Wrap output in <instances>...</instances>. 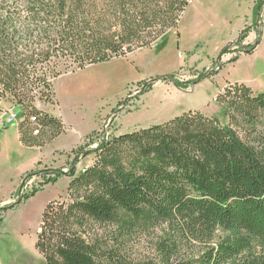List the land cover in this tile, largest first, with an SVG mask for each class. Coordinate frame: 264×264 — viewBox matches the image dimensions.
<instances>
[{"label": "trees", "instance_id": "obj_1", "mask_svg": "<svg viewBox=\"0 0 264 264\" xmlns=\"http://www.w3.org/2000/svg\"><path fill=\"white\" fill-rule=\"evenodd\" d=\"M190 1L0 0V112L4 99L21 107L20 141L43 146L66 131L36 105L56 104L58 77L150 47L178 28ZM216 101L228 124L188 110L112 135L85 152L95 159L80 172L82 147L67 172L40 170L42 183L21 200L71 177L67 198L42 212L44 264H264V91L236 82ZM156 229L157 255L134 263L130 239Z\"/></svg>", "mask_w": 264, "mask_h": 264}, {"label": "rangeland", "instance_id": "obj_2", "mask_svg": "<svg viewBox=\"0 0 264 264\" xmlns=\"http://www.w3.org/2000/svg\"><path fill=\"white\" fill-rule=\"evenodd\" d=\"M258 1L191 0L178 28L150 47L62 74L54 82L56 104H36L66 124V131L55 142L22 145L17 129L22 109L14 106L11 99L2 101V121L13 110L17 123H0V208L7 207L0 212V264H44L35 248L42 212L51 200L61 195L62 199L67 198V178L62 177L34 197L16 203L40 186V170L54 166L68 171L76 155L74 150L80 147L77 172L88 167L95 155L86 156L85 152L100 144L102 129L106 136H112L140 125L147 127L152 122L145 121L167 105L172 111L161 118L157 116L154 123L188 110H202L228 124L229 118L223 116L216 101L221 90L234 84L224 86L225 82L244 83L254 93L264 91V0L255 12ZM259 36L261 43L248 54ZM169 74L187 84L186 90H179L170 78L161 79ZM211 74L188 93L193 89L192 81ZM156 78L159 79L154 81ZM108 120L110 123L103 127ZM13 204L16 206L11 207ZM160 234L156 229L130 239L129 258L134 263L155 258Z\"/></svg>", "mask_w": 264, "mask_h": 264}, {"label": "crops", "instance_id": "obj_3", "mask_svg": "<svg viewBox=\"0 0 264 264\" xmlns=\"http://www.w3.org/2000/svg\"><path fill=\"white\" fill-rule=\"evenodd\" d=\"M238 62V61H237ZM234 64H236V63H234ZM233 64V65H234ZM232 65V64H231ZM208 78H210V77H208ZM207 78H205L204 80H206ZM203 81V80H202ZM235 82H237V81H235ZM235 82H233V81H230V80H228L227 82H225L223 85L225 86V84H227V83H235ZM200 83V82H199ZM198 84V83H197ZM223 86V87H224ZM222 87V88H223ZM193 89L190 91V92H188V93H191V92H193L194 90H195V88H196V85H194L193 87H192ZM179 89V88H178ZM179 90H186V89H179ZM160 105V104H159ZM51 106V105H50ZM158 106V105H157ZM163 109V110H162ZM172 110H170L169 109V106L167 105L166 107H163V108H159L156 112H155V117H153V118H151V119H148V121H145V122H152V123H149V125L148 126H150V125H152V124H156V123H154L153 122V120H158L157 118L159 117V118H161L160 116H166L167 114H169L170 112H171ZM202 111V110H201ZM218 111H219V109H218ZM203 113H205L206 115H208V116H214L215 114H209V113H206V112H204V111H202ZM4 114V113H3ZM3 114H1L0 115V123L3 125V123H2V119H3ZM158 116V117H157ZM174 117V116H173ZM172 118V117H171ZM170 119V118H169ZM164 120V119H163ZM164 121H166V120H164ZM164 121H162V122H164ZM159 123H161V121H158ZM4 127H6V126H4ZM142 126L140 125V126H138V128H141ZM17 129H18V125H17ZM90 132L91 131H89V132H86L85 134H83L82 136H81V138H80V140H79V142L78 143H82V139L85 137V136H87L88 134H90ZM18 133H19V130H18ZM61 136V135H60ZM59 136V137H60ZM58 137V138H59ZM57 138V139H58ZM19 139H20V134H19ZM57 139H55L53 142H55ZM22 143V142H21ZM22 145H23V143H22ZM37 161H41V159H37ZM36 160L34 161V162H37ZM33 162V163H34ZM51 169H57L56 167H54V166H52V167H50ZM62 177H66L67 178V182H68V184H69V182H70V180H71V177H69V176H67V175H63V176H61L58 180H57V182L62 178ZM56 182V183H57ZM55 183V184H56ZM49 185H54V184H49ZM49 185H47V186H49ZM46 187V186H45ZM44 187V188H45Z\"/></svg>", "mask_w": 264, "mask_h": 264}, {"label": "built area", "instance_id": "obj_4", "mask_svg": "<svg viewBox=\"0 0 264 264\" xmlns=\"http://www.w3.org/2000/svg\"><path fill=\"white\" fill-rule=\"evenodd\" d=\"M181 56V55H180ZM16 114L15 113H13V110L10 112V113H8V115H7V118H6V120H3V121H5V122H3L2 121V123H8V124H13V123H17V119H16ZM35 119V118H34ZM110 123V120H108L107 122H105L104 124H103V127L105 126H107L108 124ZM36 133H38V130H36ZM100 137H101V141H100V143L102 142V141H104V140H107L109 137H111V136H106L104 133H103V129H102V131H101V133H100ZM98 146V145H97ZM84 169V168H83ZM82 169V170H83Z\"/></svg>", "mask_w": 264, "mask_h": 264}, {"label": "water", "instance_id": "obj_5", "mask_svg": "<svg viewBox=\"0 0 264 264\" xmlns=\"http://www.w3.org/2000/svg\"><path fill=\"white\" fill-rule=\"evenodd\" d=\"M163 77H165V76H163ZM157 79H159V78H156V79H154V81H156ZM194 85H192V87H193ZM67 172V171H66ZM21 203V199H19L18 201H17V203L16 204H20Z\"/></svg>", "mask_w": 264, "mask_h": 264}]
</instances>
